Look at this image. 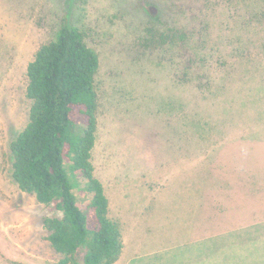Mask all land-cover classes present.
<instances>
[{
	"label": "rangeland",
	"instance_id": "rangeland-1",
	"mask_svg": "<svg viewBox=\"0 0 264 264\" xmlns=\"http://www.w3.org/2000/svg\"><path fill=\"white\" fill-rule=\"evenodd\" d=\"M238 2L0 0V264L60 258L40 222L52 210L12 180L9 145L29 118L27 64L64 16L100 57L91 162L121 225L114 264H264V105L253 107L264 100L256 96L264 63H219L235 55L227 36H253L255 52H264V0ZM248 12L252 29L240 27ZM203 21L220 39L204 68L213 90L200 89L193 70L180 83L178 50L159 62L143 41L149 27L177 25L195 36ZM242 75L252 103L233 94ZM86 203L81 193L78 206Z\"/></svg>",
	"mask_w": 264,
	"mask_h": 264
},
{
	"label": "trees",
	"instance_id": "trees-1",
	"mask_svg": "<svg viewBox=\"0 0 264 264\" xmlns=\"http://www.w3.org/2000/svg\"><path fill=\"white\" fill-rule=\"evenodd\" d=\"M258 14L264 16L263 12ZM244 18L240 27L252 29L255 15L248 12ZM208 28L209 23L203 21L201 29L192 36L177 25L161 31L149 27L143 41L145 47L153 45L159 52V62H171L172 50H178L183 67L180 83L188 70H193L197 86L213 90L214 85L211 87L205 81L204 68L207 63L211 67L212 52L220 39L213 37ZM221 39L225 47H234L231 52L235 55L227 53L221 58L220 66L230 62L231 69H236L243 63L251 62L252 66L257 61L264 63V52H255L253 36ZM139 52L145 55L142 50ZM99 66V54L88 45L85 33L70 26L64 16L53 38L38 47L25 71L29 118L9 145L10 174L22 191L52 210L40 222L45 238L60 254L54 264H114L123 248L121 225L108 215L109 200L91 162L98 123L96 75ZM244 78L240 76L231 88L242 103L245 100L252 103L254 96L246 92ZM251 80L257 81L250 74ZM262 92L263 83L257 85L256 96L260 97ZM232 104L229 102V108ZM262 104L264 100H259L253 107L260 110ZM245 108L251 109V106ZM81 193L87 202L85 210L78 206ZM245 236L252 237V232H246Z\"/></svg>",
	"mask_w": 264,
	"mask_h": 264
},
{
	"label": "crops",
	"instance_id": "crops-1",
	"mask_svg": "<svg viewBox=\"0 0 264 264\" xmlns=\"http://www.w3.org/2000/svg\"><path fill=\"white\" fill-rule=\"evenodd\" d=\"M106 196H107V195H106ZM108 200H109V199H108ZM108 215H109V217H111V215H110V201H109Z\"/></svg>",
	"mask_w": 264,
	"mask_h": 264
},
{
	"label": "water",
	"instance_id": "water-1",
	"mask_svg": "<svg viewBox=\"0 0 264 264\" xmlns=\"http://www.w3.org/2000/svg\"><path fill=\"white\" fill-rule=\"evenodd\" d=\"M150 11L152 12V11H154V9L153 8H150Z\"/></svg>",
	"mask_w": 264,
	"mask_h": 264
}]
</instances>
